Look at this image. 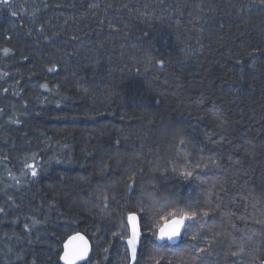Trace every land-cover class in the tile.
Listing matches in <instances>:
<instances>
[{"label": "trees", "instance_id": "16d2710c", "mask_svg": "<svg viewBox=\"0 0 264 264\" xmlns=\"http://www.w3.org/2000/svg\"><path fill=\"white\" fill-rule=\"evenodd\" d=\"M9 5L0 264H61L77 234L90 246L80 264H128L129 214L144 264H264V2ZM190 201L213 210L210 223L158 244L163 217Z\"/></svg>", "mask_w": 264, "mask_h": 264}, {"label": "snow or ice", "instance_id": "6c2138e0", "mask_svg": "<svg viewBox=\"0 0 264 264\" xmlns=\"http://www.w3.org/2000/svg\"><path fill=\"white\" fill-rule=\"evenodd\" d=\"M264 2V0H262ZM0 5L10 6L9 0H0ZM15 14V13H13ZM7 51V50H5ZM52 69L50 68L49 71ZM7 91V89H5ZM184 141L181 140V143ZM31 168V175L35 177L37 175L36 167L29 165ZM183 176H191V172H182ZM3 209L0 208V212ZM213 215V210L210 208H199L194 206V202H188L185 209H176L170 211L167 216L163 217L164 224L159 226L158 234L153 233L156 236V239L159 241H174L175 238L180 237L182 234L191 232L196 228V221L199 218L202 221L201 228L204 225L210 223L209 217ZM171 217V219H169ZM127 229L126 233H121V239H126V251L127 259L129 264H144L145 259L151 257L152 253L142 244V229L140 226V218L137 214H129L127 216V223L125 225ZM117 235V233H113ZM198 238H203L200 232H195L192 236L193 240ZM159 249V246H153ZM198 247V245H194ZM64 253L60 257L64 261V264H76L77 260L86 259L89 255V241L85 239L83 235L72 236L67 243L64 244ZM200 252L206 251L204 248H199ZM243 251V249H241ZM233 257H236L238 253L233 251L231 253ZM155 264H160V260L157 259ZM231 264H236V261H231Z\"/></svg>", "mask_w": 264, "mask_h": 264}, {"label": "bare ground", "instance_id": "6f19581e", "mask_svg": "<svg viewBox=\"0 0 264 264\" xmlns=\"http://www.w3.org/2000/svg\"><path fill=\"white\" fill-rule=\"evenodd\" d=\"M9 2H10V0H9ZM144 199H145V198H144ZM144 201H145V200H144ZM130 205H131V204H130ZM138 216H139V215H138ZM126 223H127V222H126ZM162 226H163V225H162ZM158 231H159V230H158ZM158 231H157V234H158ZM73 236H75V235H73ZM71 237H72V236H71ZM71 237H69V238L64 242V244L67 243L68 240H69ZM119 237H120V236H119ZM180 238H181V236L175 238V240H174V241H171V242L168 241L167 239H165L164 241H159V240L156 239V241H157L158 244L168 243L169 245H175V244H177V243L179 242ZM93 239H94V238H93ZM64 244H63V247H62V254H61V256L63 255V253H64V251H65V249H64ZM125 245H126V240H125ZM89 249H90V246H89ZM89 253H90V250H89ZM88 256H89V255H88ZM86 259H87V258H86ZM86 259H83V260H77V261H76V264H80V263L84 262ZM60 263H61V264H64V261L60 259ZM128 264H129V262H128Z\"/></svg>", "mask_w": 264, "mask_h": 264}]
</instances>
